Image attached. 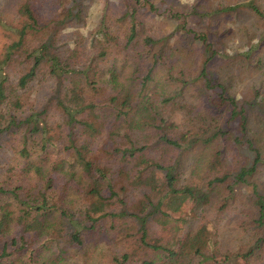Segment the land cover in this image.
Instances as JSON below:
<instances>
[{
    "label": "trees",
    "instance_id": "obj_1",
    "mask_svg": "<svg viewBox=\"0 0 264 264\" xmlns=\"http://www.w3.org/2000/svg\"><path fill=\"white\" fill-rule=\"evenodd\" d=\"M47 1L24 0L15 25L0 19L11 40L0 60V116H9L0 127L1 149L11 136V155L0 178V264H67L73 247L88 243L95 248L112 243L118 252L114 264H229L225 257L233 259L230 264H264V193L250 180L264 164L260 139L250 126L252 111L264 116V37L229 53L175 12L165 18L178 30L160 36L145 17L161 14L153 2L146 9L141 0H124L113 12L112 0H106L90 33L92 49L86 52L77 42L64 53L57 50L52 24L57 17L79 21L81 4L49 0L59 9L51 18L44 13ZM244 5L261 15L255 4ZM178 32L172 45L168 38ZM194 42L198 55L190 48ZM119 56L130 65L125 80ZM218 56L253 74L248 94H229L212 75L209 65ZM24 63L12 84L6 67ZM39 72L56 82L54 92L26 115H16L14 110L24 106L21 89L27 90ZM191 82L209 93L221 115L218 120L205 115L208 125L198 132L172 115L195 111L184 100ZM49 102L58 105V120L48 117ZM199 141L214 148L206 159L208 177L181 183L179 154ZM241 151L252 156L240 169L232 161L225 165ZM44 157L57 160L48 164ZM157 172L162 182L156 188L151 176ZM242 184L250 187V206L239 204ZM215 188L224 191L219 212L230 220L240 212L236 248L223 246L218 222L207 219L182 233L171 215L189 204L192 212L208 206ZM155 225L170 228V238L153 235ZM128 243L151 255L130 261L135 251L120 249Z\"/></svg>",
    "mask_w": 264,
    "mask_h": 264
},
{
    "label": "rangeland",
    "instance_id": "obj_2",
    "mask_svg": "<svg viewBox=\"0 0 264 264\" xmlns=\"http://www.w3.org/2000/svg\"><path fill=\"white\" fill-rule=\"evenodd\" d=\"M24 0H0V19L7 25H15L18 21V9L20 4ZM39 1V0H38ZM106 0H77V3L81 4L77 9H80V20L73 21L71 19L63 20L57 17L52 24V34L57 44V50L67 52L70 47L76 45L79 42L84 50L87 52L92 49V36L91 31L95 21L98 20V16L102 8H104ZM124 0H112L114 6L113 12H118L117 5L123 3ZM150 2L155 3L160 9L161 14L156 16L154 14H145L148 27H154L160 36L167 37L172 34L173 31H177L175 23L168 20L167 16L171 12L178 13L180 20H187L188 26L205 32L210 41L216 42L218 47L226 48L229 53H236L239 49L245 48L252 44L254 41L264 37V0H141L143 7L146 9L150 8ZM252 3L255 4L260 12L259 15L252 8L245 6L244 4ZM83 5V6H82ZM58 5L51 3L48 0L45 3L44 13L49 17H56L58 12ZM170 6V9L167 7ZM229 6H238L237 9L227 10L225 8ZM201 13H205L203 17ZM62 17V16H61ZM0 22V60L4 58L7 44L11 41L9 34L10 31ZM180 32L175 37L168 38L172 41V45L177 44L173 40L179 38ZM36 39V38H35ZM35 39L32 41L34 42ZM79 40V41H78ZM83 41V43H81ZM164 41H159L155 45L156 49H160L163 46ZM264 44V42H263ZM190 48H195V55L199 54L198 44L194 42L190 44ZM223 56V55H222ZM225 57V56H224ZM222 58L221 56L216 57L210 63V72L219 81L226 84L229 94L240 96L246 95L250 91V82L253 78V74L249 70H245L243 66H240L237 62H231L228 59ZM21 58V57H19ZM18 58V59H19ZM123 56L116 59L119 66H122L121 78L125 80L130 73V65L128 62H124ZM22 65H17L14 69L6 67L8 72L11 74V83L15 84L18 76L21 74L20 70ZM4 69V68H3ZM4 71V70H3ZM41 72V70H40ZM38 74L37 78L34 79L29 87L31 89H21L22 98L24 99V106L21 109H15L14 113L17 115H26L30 108L42 105V102H46L48 95H51L54 90L52 87L55 85V81H46L44 74ZM33 84V85H32ZM184 100L188 104V107L192 106L195 110L191 112L189 110H178L174 112L173 118L179 122H184L192 132H198L199 129L208 123H205V115H208L209 120H218L221 115L214 104L209 101V93L203 89V87L196 82L189 83L185 88ZM54 104V105H53ZM48 106V117L54 120L60 118L59 107L53 102H49ZM8 111L7 107L3 108V113L6 114ZM8 113V112H7ZM0 116V127L6 125V119L9 116L3 118ZM252 122L250 124L251 129L256 134L255 136L260 139V145L264 151V116L257 110L251 113ZM4 124V125H3ZM6 144L2 149L0 148V178H2L5 172L7 163L11 155V136L7 135L5 138ZM15 143L17 141L14 136ZM103 140V137L99 138V143ZM202 141L195 143V145L181 154H179V170L181 171V183H192V182H203V179L208 177L209 170L207 167L206 159L210 157V152L214 150L210 146V149L206 148ZM204 149H207L209 155L205 154ZM225 154H228L227 152ZM224 154V155H225ZM249 152H242L237 157L227 156L225 165L233 162V166L236 169H240L243 165L245 158L251 159ZM225 158V156H224ZM55 157H44V161L48 164L56 162ZM1 180V179H0ZM250 180L258 181L261 185V190L264 193V164L261 165L258 172L250 177ZM162 182V174L159 172L151 176V184L154 187H159ZM246 184H242L244 191L239 199V204L244 205L248 203L250 206V199L247 196L249 188ZM239 186V185H238ZM224 191L220 188L212 190V201L208 206L197 209L192 212V204L187 205L185 208L175 210L171 215L179 220L178 225L180 226L181 232L184 233L188 230L195 229L202 221L210 219L220 224L221 233L220 238L225 248L237 247L240 243V234L242 229L240 228L241 215L239 211L234 213V218L229 219L225 213L219 212V202L222 198ZM239 207V206H238ZM192 212V213H191ZM195 213V214H193ZM170 228L163 227L161 225H155L152 227L156 237H168L172 235L173 231L168 232ZM241 230V232H240ZM112 243H102L99 247L95 248V245L85 244L82 247H73V257L67 264H114L115 256L117 253L113 249ZM123 248V249H122ZM121 252L135 253L131 254L133 257L130 261L136 263L141 262V256L148 258L151 255V251L141 250L137 248L135 244H125L120 247ZM119 249V250H120ZM115 251V252H114ZM227 252V251H226ZM225 252V254H226ZM120 253V252H119ZM120 255H118L119 257ZM225 256L220 257L224 260ZM228 263H233V259H227Z\"/></svg>",
    "mask_w": 264,
    "mask_h": 264
}]
</instances>
